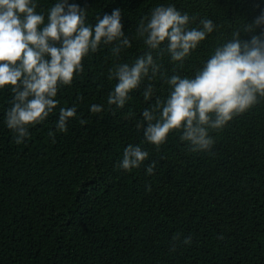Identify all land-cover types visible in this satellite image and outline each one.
I'll list each match as a JSON object with an SVG mask.
<instances>
[{
	"label": "trees",
	"instance_id": "1",
	"mask_svg": "<svg viewBox=\"0 0 264 264\" xmlns=\"http://www.w3.org/2000/svg\"><path fill=\"white\" fill-rule=\"evenodd\" d=\"M36 2L46 13L54 0ZM75 2L88 9L90 23L120 8L132 47L119 60L109 46L87 57L84 73L60 89V105L30 127L22 144L5 124L12 93L0 89V264H264V99L210 132L212 151L198 153L189 151L179 131L159 150L146 142L141 113L150 103L141 93L153 83L155 94L165 97L169 89L159 76L145 78L123 108L107 105L116 83L108 71L145 51L135 32L154 6L173 4L197 17L190 27L200 18L216 25L182 67L166 53L158 60L168 76L190 77L218 43L264 11V0ZM93 103L105 110L91 113ZM73 105L77 115L67 131H56L59 107ZM129 144L149 157L125 171L117 165ZM153 161L155 172L147 175ZM188 236L192 242L184 244Z\"/></svg>",
	"mask_w": 264,
	"mask_h": 264
},
{
	"label": "clouds",
	"instance_id": "2",
	"mask_svg": "<svg viewBox=\"0 0 264 264\" xmlns=\"http://www.w3.org/2000/svg\"><path fill=\"white\" fill-rule=\"evenodd\" d=\"M37 7L36 0H0V89L9 88L12 93L5 124L16 144L24 143L30 127L41 124L57 109L60 89L70 87L84 73L87 57L109 46L112 57L119 60L132 47L120 8L97 14L95 23H90L88 9L75 0H54L46 13L38 12ZM196 21L197 17L181 13L173 4L154 6L135 32L145 51L132 63L118 62L108 71V79L116 81L107 95L108 106L123 108L145 78L154 81L159 76L168 86L163 98L155 94L153 83L145 85L141 93L150 103L141 113L143 136L157 150L171 133L179 131L189 151L211 152L215 138L210 132L222 130L264 99V11L218 43L193 76H168L161 71L158 60L165 53L182 67L216 30L213 20L207 18L190 27ZM104 110L103 104L90 105L93 114ZM76 115L75 105L59 107L56 131L66 132ZM49 136L55 138L52 131ZM148 157L141 146L129 144L117 166L131 171ZM155 166V161L149 164L146 174L153 175ZM172 239L180 241V235ZM191 242V236L183 239L184 244ZM175 249L173 243L170 250Z\"/></svg>",
	"mask_w": 264,
	"mask_h": 264
}]
</instances>
